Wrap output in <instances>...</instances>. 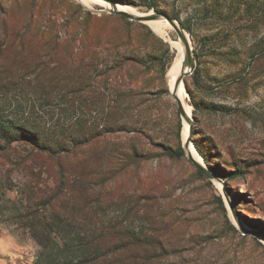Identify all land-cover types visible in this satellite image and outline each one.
Returning a JSON list of instances; mask_svg holds the SVG:
<instances>
[{
  "label": "trees",
  "instance_id": "obj_1",
  "mask_svg": "<svg viewBox=\"0 0 264 264\" xmlns=\"http://www.w3.org/2000/svg\"><path fill=\"white\" fill-rule=\"evenodd\" d=\"M80 11L62 38L47 12L43 18L23 12L17 22L9 10L0 15V96L15 97L27 87L37 105L58 99L76 114L51 127L0 114V164L25 170L28 190L21 189L14 222L39 247L36 264H159L206 239L188 238L189 222L163 210L169 188L146 171L155 158L185 157L180 119L170 140H155L169 88L164 79V90L155 87L145 61L129 49L140 23ZM111 18L122 20L120 27L97 33L98 21ZM26 42L33 51L24 52ZM192 132L208 161L196 136L202 132L195 124Z\"/></svg>",
  "mask_w": 264,
  "mask_h": 264
},
{
  "label": "rangeland",
  "instance_id": "obj_2",
  "mask_svg": "<svg viewBox=\"0 0 264 264\" xmlns=\"http://www.w3.org/2000/svg\"><path fill=\"white\" fill-rule=\"evenodd\" d=\"M113 1L176 19L192 51V69L182 83L183 101L191 107L192 131L195 124L202 132L196 136L209 152L208 161L197 152L199 168L185 152V157L173 162L159 163L155 158L146 171L169 188L168 206L163 210L189 222L184 228L188 238L206 239L201 245L182 246L179 253L159 264H264V0ZM150 3L156 8L147 7ZM7 10L13 22L23 12L32 11L42 18L47 12L56 21L61 38L67 34L64 25L75 26L81 19L80 10L111 14L104 4L86 5L80 0H0V15ZM136 22L140 24L134 26L129 49L145 61L146 75L155 87L164 90V79L169 88L160 100V132L155 140H170L180 119L183 146L184 120L167 76L178 50L145 22ZM121 23L119 18L100 20L95 30L110 33ZM170 34L173 40L179 38L174 29ZM32 48L33 43L26 42L24 52ZM3 66L6 71L13 62ZM26 88L27 94L0 96L1 115L50 127L56 120L68 122L76 115L58 99L37 105ZM24 173L21 167L0 164V264H36L39 247L14 222ZM142 224L140 219L134 221L136 228Z\"/></svg>",
  "mask_w": 264,
  "mask_h": 264
},
{
  "label": "bare ground",
  "instance_id": "obj_3",
  "mask_svg": "<svg viewBox=\"0 0 264 264\" xmlns=\"http://www.w3.org/2000/svg\"><path fill=\"white\" fill-rule=\"evenodd\" d=\"M83 4L86 5H90L91 3H99V4H104V6L107 9H111V10H120V11H124L127 12L129 14H131L134 17H147L149 15L152 14V12L149 13H144V12H139L138 10H135L134 8L124 5L122 3H117V4H111L109 2H105L103 0H80ZM145 23L157 34L164 36L167 40H169L171 42V44L177 48L178 50V55L176 56V58L174 59L169 72L167 74L168 76V84L171 88V90L176 91L177 96L180 98V100L183 103V107L185 109V114L187 117V120L191 121V107L188 106L183 99V96H185V91L183 88L182 83L177 85V78L179 77L181 70H182V57H183V53H184V44L181 41L180 38L178 39H171L170 37V30L174 29L165 19L163 18H159V19H153V20H146ZM172 46V47H173ZM173 47V48H174ZM189 71V69H187ZM190 129V124L188 121L184 120V126H183V137H184V141L187 139L188 137V132ZM188 153L191 154V156H193V158H198V153L196 151V149L194 148L192 143H189L188 148H187Z\"/></svg>",
  "mask_w": 264,
  "mask_h": 264
},
{
  "label": "water",
  "instance_id": "obj_4",
  "mask_svg": "<svg viewBox=\"0 0 264 264\" xmlns=\"http://www.w3.org/2000/svg\"><path fill=\"white\" fill-rule=\"evenodd\" d=\"M107 1L110 2L113 5L114 4H117V2L116 1H113V0H107ZM107 11L108 12H111V13H115V14H120V15L124 16L125 18H127L129 20H132V21L145 22L146 20H153V19H159V18L165 19L174 28L175 32L177 33V35L179 36V38L181 39V41L184 44V53H183L182 62H181V64H182V70H181V73H180L179 77L177 78V85L180 84V83H184L183 79H184V77L187 74H189V71L192 69L193 60H192V51H191V46L189 44L188 36H187L185 30L181 27L179 21H177L176 19L171 18L170 16H168L165 13L157 12V11H153L152 14L149 15V16H147V17L146 16L145 17H134L131 14H129L127 12H124V11H120V10H111V9H108ZM187 69H189V71ZM172 95H173L174 99L177 102L178 109H179V112H180L183 120L188 121L189 124H190V129H189V132H188V137L184 141L183 148H184V150L186 152L187 157L196 166H198L199 168H201L199 166V164L197 163V161L195 160V158H193V156H191V154L188 153V151H187V148H188L189 143H192V140H191L192 139V125H193L192 124V120L191 121L187 120V117H186V114H185V109L183 107V103L180 100V98L177 96L176 91L173 90L172 91Z\"/></svg>",
  "mask_w": 264,
  "mask_h": 264
}]
</instances>
